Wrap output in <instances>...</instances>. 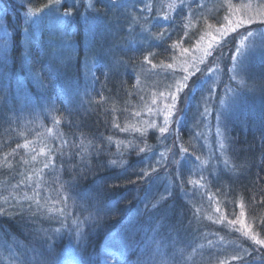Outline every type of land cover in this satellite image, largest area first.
<instances>
[{
	"label": "rangeland",
	"instance_id": "1",
	"mask_svg": "<svg viewBox=\"0 0 264 264\" xmlns=\"http://www.w3.org/2000/svg\"><path fill=\"white\" fill-rule=\"evenodd\" d=\"M12 3L18 21L16 13L6 6L4 9L9 12V21L19 23L20 35L8 28L0 12V70L7 79V65L17 64L24 71L26 58L39 56L38 51H30L31 43L44 34L52 52L45 63L53 77L48 92L47 87H38L37 74L31 80L32 87L13 81L20 91L14 95L23 94L27 101L29 96L24 91L36 89L29 95L38 96L46 115L57 112L61 95L68 105L84 106L88 112L91 104H96L90 89L97 71L124 85L127 79L132 80V88L124 87L123 96L135 99H130L133 115L124 112L123 127L141 137L137 147L143 152L149 198H157L155 205L170 195L185 206L181 205L173 219L180 247L168 251V261L157 259L152 247L145 254L156 259L155 264H264V238L257 234L255 218L247 213L237 188L242 172L236 165L244 167L245 157L236 153L228 135L237 114L255 117L260 110L264 114V0H48L40 10L30 0ZM248 17L250 23L235 32H225L229 22ZM14 39L19 42L21 61L13 54ZM37 43L40 46L42 42ZM190 74L194 75L188 80V88L177 93L183 78ZM224 79L229 81L225 83ZM174 94L176 100L172 99ZM9 100L23 119L29 118L15 96L10 95ZM4 116L9 118L10 111ZM55 120L46 126L50 133L59 131ZM27 123L33 126L32 119ZM15 127L5 133L10 138L4 148L16 141L25 145L30 136L25 131L21 140V131L25 130L22 121ZM162 127L167 129L164 133L160 132ZM3 129L4 125L0 126V134ZM16 149L18 146L11 148ZM4 162L8 167L0 166L1 181L7 173L20 171L16 156H8ZM33 178L30 187L50 194L45 174ZM37 196L35 193L27 199L32 205L30 216L52 221L55 211L48 195ZM76 202L83 203L86 211L93 204L88 199ZM173 205L166 204L164 213L171 214ZM144 211L140 209L134 215L138 217ZM140 234L141 238L145 235ZM121 235L129 238L123 225L117 240ZM15 244L18 242L6 246V252L14 250ZM4 246L0 243V251ZM18 247L20 251L26 248ZM130 249L143 251L136 244ZM33 261L41 264L37 258Z\"/></svg>",
	"mask_w": 264,
	"mask_h": 264
},
{
	"label": "trees",
	"instance_id": "2",
	"mask_svg": "<svg viewBox=\"0 0 264 264\" xmlns=\"http://www.w3.org/2000/svg\"><path fill=\"white\" fill-rule=\"evenodd\" d=\"M30 2L40 10L48 0ZM0 6L8 28L15 29L19 36V14L16 13L17 10H12L16 5L12 0H0ZM5 6L16 13L17 21H9V12L6 13ZM43 36L44 34L30 45V51L35 54L38 51L39 56L30 55V58H26L23 64L26 71L18 68L17 64L7 65L5 69L10 76L7 79L6 74L0 70V126L4 125L0 134V166L8 167L4 161L11 155L20 161L18 173L16 170L11 174L7 173L4 181L0 178V192H3L0 193V212L8 213L0 214V243H4L6 247V243L12 239L18 242V246L26 247L24 251L10 255L6 264H35V258L42 264H69V259L77 264H155L156 259L153 261L150 255L145 254L151 247L157 259L168 261V251L179 246V231L173 219L175 220L174 216L178 215L183 204L170 195L163 201H156L155 205L156 197L149 198L143 152L137 147L142 141L141 137L137 132L132 134L123 127L126 121L124 112H132L133 106L130 103L132 99L135 100L125 99L123 91L124 87L127 90L132 88V80L127 79L124 85L113 79V76L97 71L90 89V95L95 98L93 101L96 104H91L88 112L84 106L74 103L68 105L61 95L57 102V112L46 115L38 96L29 95L35 94L36 89H22L29 96V99L26 98L27 102L23 94L14 95L17 89L13 82L17 85L26 82L31 86V80L37 74L38 87H47L45 91H49L53 77L48 72L46 63L52 52L50 43ZM74 37L79 43L77 35ZM13 41V54L21 61L22 55L17 52L19 42L16 39ZM37 41L42 42L40 46ZM44 64L46 68L42 66ZM224 81L227 83L229 80ZM55 85L54 80V87ZM10 95L15 96L16 101L23 106L28 119L22 118L16 105L9 100ZM19 96L23 99L20 100ZM7 111H10L9 118L4 116ZM55 118L59 121V131L50 133L46 126ZM31 119L33 126L27 123ZM21 121L25 128L21 131V140L25 131L30 135L25 139V145L16 141L4 148L6 140L10 138L5 133L15 125L20 127ZM235 122L228 135L233 149L240 157H245L246 161L244 167L236 165V169L242 172L237 188L245 200L243 203L247 213L255 218L257 234L264 238V114L261 110L255 117H246L244 113H240L236 115ZM180 133L184 140L185 130L182 128ZM149 136L153 137L152 134ZM15 146L18 149L12 151L11 148ZM7 150L8 153L5 154L4 151ZM124 159L125 163L120 162ZM45 164L54 167L45 168ZM31 171L45 174L50 194L37 190L36 186H29V182L37 175ZM21 178L24 179L21 181ZM35 193L38 197L48 195L50 207L55 211L52 221H44L43 217L33 218L23 209L17 208L23 206L32 209L27 199L35 197ZM83 198L93 203L89 211L83 206ZM76 200H80L83 205ZM168 203L174 204L169 215L164 213V206ZM15 204L18 206L15 207ZM140 209L145 211L136 217L134 214ZM91 214L94 215L93 218H90ZM100 219L102 223H99ZM95 222L99 224H94ZM121 225L129 232V238L121 235L117 240ZM142 232L145 234L144 239L141 238ZM131 244H136L143 251L131 250ZM18 246L15 244L14 247L19 249ZM69 250L75 251L78 257ZM66 254L68 259L63 263ZM0 264L4 263L1 261Z\"/></svg>",
	"mask_w": 264,
	"mask_h": 264
},
{
	"label": "snow or ice",
	"instance_id": "3",
	"mask_svg": "<svg viewBox=\"0 0 264 264\" xmlns=\"http://www.w3.org/2000/svg\"><path fill=\"white\" fill-rule=\"evenodd\" d=\"M57 2H58V0H57ZM65 15H70V13H65ZM250 22H251V18L250 17H248V18H240V19L236 20L234 23L233 22H229V28L225 29V32H227L229 30L232 31V32H235L237 28L242 27L245 23H250ZM248 35H252V34L249 32ZM207 54L211 55V52H208ZM197 71H200V70L197 69ZM191 75H194V74H190L189 76H185L183 78V81L180 83L179 87L177 88V93L180 92V91H183L184 88H188V80L191 78ZM192 87L194 88L195 84H193ZM177 98L178 97L175 94L172 96L173 100H176ZM56 123H59V121H56ZM166 130H167L166 128L162 127L160 129V132L164 133ZM61 154H63V150L62 149H61ZM48 167H54V165L45 164V168H48Z\"/></svg>",
	"mask_w": 264,
	"mask_h": 264
}]
</instances>
